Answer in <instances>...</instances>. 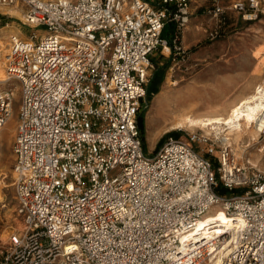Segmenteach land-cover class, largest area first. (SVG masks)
Masks as SVG:
<instances>
[{
    "label": "built area",
    "instance_id": "built-area-1",
    "mask_svg": "<svg viewBox=\"0 0 264 264\" xmlns=\"http://www.w3.org/2000/svg\"><path fill=\"white\" fill-rule=\"evenodd\" d=\"M194 1L0 0L23 27H47L10 36L0 77V149L21 93L13 183L26 226L0 264H264V171L196 133L145 152L152 56L163 46L187 67ZM203 1L218 18L264 15L263 0ZM218 204L234 225L199 231Z\"/></svg>",
    "mask_w": 264,
    "mask_h": 264
},
{
    "label": "rangeland",
    "instance_id": "rangeland-1",
    "mask_svg": "<svg viewBox=\"0 0 264 264\" xmlns=\"http://www.w3.org/2000/svg\"><path fill=\"white\" fill-rule=\"evenodd\" d=\"M224 1L229 3L233 0ZM212 6L213 4L209 1L206 2L203 0H197L193 2L190 23L183 29V41H192L194 37V34L184 33L187 28L188 30L190 29L189 32L194 31L197 35L199 34L198 36H201V41L186 48L188 49L189 55V63L187 67L180 65L178 59L173 60L172 65L164 74L163 82L158 87V93L152 92L151 94L147 93L146 95L142 112L147 110L145 115L144 134L145 152L148 156H153L159 142L167 134L173 132L180 133V136L186 135L187 133H196L207 138L210 143L212 141V143L215 144L214 154L216 156L218 155V149L221 145L220 142H218L219 140L216 141L214 138L210 139L207 136H204V133L199 130H172L162 135L160 134L156 139L151 140L148 137L149 133L147 132V114L156 97L159 96L160 93L167 92L172 103H175L176 101L179 102L180 98L185 96V93L182 92L183 86L187 85L192 80H194V83L200 85L196 81V78L200 76L201 73L205 75L203 77V83L205 82L204 84L209 87L216 84L217 80L227 79L229 76H234L239 79L244 78V85L249 83L252 89L255 85L260 84L264 80V55L263 58L256 63L255 60L248 56V51L245 50L243 46L246 41L251 42L253 45L257 42H264V15H262L259 20L251 22L244 21L237 13H230L227 17L218 18L209 14V10ZM14 11L18 10L14 8H4L0 11V34L9 31L8 44L6 51L0 57L1 59L5 58L11 35H21V32H24L27 35L36 33L39 36V39H41L47 34V27L45 26L37 28L27 26L23 27L21 23L23 15L21 11L18 12L22 15V17H19L16 13H14ZM18 30L20 33H17ZM215 31H218V35L215 39H212L210 36L212 33H215ZM262 49H264V43ZM169 57V53L163 46L155 51L152 56L153 67L149 71L150 79L154 72V65H165L168 62ZM15 94L13 114L3 133L0 149V253H4L9 248L10 237L13 234L21 233L19 231L18 224L21 223L20 225L25 226L24 218L18 210V204L15 199V187L13 183V140L15 134L14 136L12 135L13 133L11 129L16 132L18 124V111L21 93L17 88ZM168 108L169 110L164 112V116L169 113L171 114V111L175 110L174 104H172V106L169 105ZM168 122L169 120L163 119L161 128H163ZM166 140L167 138L165 141ZM246 141L247 140L244 142ZM154 143H157L156 147H154ZM245 145H247V143ZM263 146L264 134L259 141L252 142L251 146H244L243 153L235 150V148L231 149H233L234 156L241 164L250 166L259 171H264V156L258 160L255 157L257 153L261 154L259 151L263 148ZM160 148H158V150Z\"/></svg>",
    "mask_w": 264,
    "mask_h": 264
},
{
    "label": "bare ground",
    "instance_id": "bare-ground-1",
    "mask_svg": "<svg viewBox=\"0 0 264 264\" xmlns=\"http://www.w3.org/2000/svg\"><path fill=\"white\" fill-rule=\"evenodd\" d=\"M14 13L22 17L18 11H14ZM17 33H20L19 30ZM8 34L9 31L0 34V57L6 51ZM4 73V59L0 58V76ZM228 101L229 100L224 104L227 105L226 108H222L223 112L201 114L193 108L190 109L181 106L177 101L172 103L169 94L167 92H162L156 97L147 114L148 137L154 140L160 134L162 135L172 130H199L204 133V136L210 139L214 138L216 141H222L231 148H235V150L243 153L244 146H251L252 142L259 141L264 134V80L254 88L253 92L242 97L237 102L228 105ZM172 104H174L175 110H172L171 114L169 113L170 115L167 114L164 116V112L168 111V106H172ZM163 119H167L169 122L161 128ZM11 131L14 136V130L11 129ZM245 140L247 141L244 142ZM246 143L247 145H245ZM259 152L261 154L257 153L255 156L257 160L264 156V146ZM20 224H18L19 231L24 233L26 226ZM233 225L234 220L226 215L225 210L218 204L213 206L210 211L203 216L197 227L199 231L211 233L214 229H221L224 227L230 228Z\"/></svg>",
    "mask_w": 264,
    "mask_h": 264
},
{
    "label": "crops",
    "instance_id": "crops-1",
    "mask_svg": "<svg viewBox=\"0 0 264 264\" xmlns=\"http://www.w3.org/2000/svg\"><path fill=\"white\" fill-rule=\"evenodd\" d=\"M189 30L187 28L186 31H184V33L194 34V37L192 41L188 42L185 40L183 41V36H182V44H184L185 48H188L192 44L201 41V36H198L199 34L197 35V33L194 31L189 32ZM175 34L176 33L171 34V37L175 36ZM263 43L257 42L254 43L253 45L251 42L246 41L243 44L245 50L248 51L247 52L248 56L251 57L253 60H255L256 63H258L260 59L263 58L264 55L263 53L264 49H262ZM169 60L171 66L174 58L170 59L169 57L168 61ZM179 64L181 65V63ZM204 76L205 75L201 73L200 76L196 78V81L200 85L194 83L193 82L194 80H192L190 83L183 86L182 92L185 93V96L180 98L179 101L181 106H185L190 109L193 108L194 110H197L201 114L223 112L222 108H226L227 105L224 104L225 102H227V100H229L228 105L233 104L242 97L250 94L257 86L255 85L252 89L249 83L244 85L245 83L244 78L239 79V78H235L234 76H229L227 79L217 80L216 84H213L212 86L209 87L208 85L204 84L205 82L203 83ZM153 145L154 147H156L157 143H154Z\"/></svg>",
    "mask_w": 264,
    "mask_h": 264
},
{
    "label": "trees",
    "instance_id": "trees-1",
    "mask_svg": "<svg viewBox=\"0 0 264 264\" xmlns=\"http://www.w3.org/2000/svg\"><path fill=\"white\" fill-rule=\"evenodd\" d=\"M213 7V6H212ZM177 25L175 23H168L164 30H163V34L162 37L163 39H166L168 41V44L170 46H172V40L175 36L171 37V34L177 33ZM173 58L172 55L170 56V59ZM170 67V60L163 66H160L159 64L154 65V72L153 75L149 81V84L147 86V93L151 94L152 92L154 93H158V87L159 85H161V83L164 80V74L165 72L169 69ZM147 110H144L140 116H139V126L140 129L142 130V132H145V115H146ZM145 135V134H144ZM172 135H176L177 137L180 136V133H169L167 134L158 144V147L156 148V150H158V148H160L162 146V144L164 143L165 139L168 137H171ZM222 193H226L227 190L226 189H221Z\"/></svg>",
    "mask_w": 264,
    "mask_h": 264
}]
</instances>
